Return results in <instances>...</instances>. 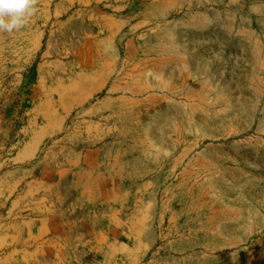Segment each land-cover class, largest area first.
<instances>
[{"label":"rangeland","instance_id":"rangeland-1","mask_svg":"<svg viewBox=\"0 0 264 264\" xmlns=\"http://www.w3.org/2000/svg\"><path fill=\"white\" fill-rule=\"evenodd\" d=\"M0 32V264H264V0H36Z\"/></svg>","mask_w":264,"mask_h":264},{"label":"clouds","instance_id":"clouds-1","mask_svg":"<svg viewBox=\"0 0 264 264\" xmlns=\"http://www.w3.org/2000/svg\"><path fill=\"white\" fill-rule=\"evenodd\" d=\"M36 12V0H0V32L21 30Z\"/></svg>","mask_w":264,"mask_h":264}]
</instances>
